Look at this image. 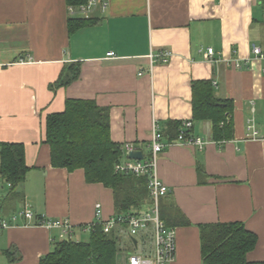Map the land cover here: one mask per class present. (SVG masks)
Instances as JSON below:
<instances>
[{
  "label": "crops",
  "instance_id": "obj_1",
  "mask_svg": "<svg viewBox=\"0 0 264 264\" xmlns=\"http://www.w3.org/2000/svg\"><path fill=\"white\" fill-rule=\"evenodd\" d=\"M104 1L105 11L97 5L82 13L66 0H0V141L23 143L30 166L14 191L0 175V222L9 224L0 230V264H43L56 249L60 229L25 219V208L68 218L79 237L116 214L111 188L87 182L83 169L52 164L46 117L63 111L68 97L107 108L112 139L142 144L144 155L155 121L163 132L169 120L193 121L191 134L207 144L174 143L158 156L160 180L169 187L160 213L177 229L173 264H202L198 226L217 221L245 223L259 239L248 259L264 260V57L253 52L255 45L264 52V0ZM74 17L96 22L71 33ZM209 47L216 60L208 59ZM167 50V63L152 64V52ZM73 68L78 78L50 88ZM196 80L212 81L217 97L232 99V137L215 140L213 122L194 118ZM151 207L152 200L142 212ZM113 230L121 251H129L128 241L136 247L127 229Z\"/></svg>",
  "mask_w": 264,
  "mask_h": 264
},
{
  "label": "trees",
  "instance_id": "obj_2",
  "mask_svg": "<svg viewBox=\"0 0 264 264\" xmlns=\"http://www.w3.org/2000/svg\"><path fill=\"white\" fill-rule=\"evenodd\" d=\"M69 5L79 6L88 0H66ZM95 19L70 18L69 31L94 24ZM74 66V65H72ZM50 85L51 89L68 85L79 77L80 69H72ZM193 113L195 119L213 122V138L224 140L234 134L233 101L215 95L212 81L196 80L193 83ZM63 111L49 114L46 123V142L51 146V161L54 167H63L70 172L83 169L89 183H103L114 194L115 213H141L148 206L150 189L146 176H136L115 170L122 160V145L111 137L110 116L107 108L92 99L68 97ZM183 130L182 122L169 120L165 135L177 137ZM191 130L186 132L190 134ZM26 147L19 142L0 141V175L14 191L25 179L30 166L25 160ZM205 174L206 170L199 168ZM162 214V211H161ZM166 224L173 227L162 214ZM186 225L188 220L180 221ZM125 229V226H119ZM200 227L202 264H264V260L250 261L248 252L259 239L255 232L241 221L204 223ZM88 241L69 237L60 239L56 249L44 257L43 264H119L122 250L121 235L113 230L106 232L102 223H94ZM152 239L148 232L144 240ZM130 242V241H129Z\"/></svg>",
  "mask_w": 264,
  "mask_h": 264
},
{
  "label": "built area",
  "instance_id": "obj_3",
  "mask_svg": "<svg viewBox=\"0 0 264 264\" xmlns=\"http://www.w3.org/2000/svg\"><path fill=\"white\" fill-rule=\"evenodd\" d=\"M97 5H100L103 11L106 10L108 2L104 0H88V3L81 4L79 12L89 13ZM72 13H76L74 7H70ZM253 52L258 56L264 57V52L260 46L255 45L253 47ZM115 52L111 51L108 53V56H114ZM172 52L162 51L157 53H151L149 57L151 58L152 64L154 62H163L167 63L170 60ZM208 59L216 60L215 50L213 47L208 48ZM143 73V72H141ZM193 121L186 120L183 122V130L176 137V139L167 141L164 139V132L159 128L156 121L153 124V132L151 136V153L149 155H144L141 159H132L128 157V153L133 150H142V144L127 141L122 145V150L126 154L125 160H121L116 163L115 170L123 173H132L136 176L147 177V185L150 189V198L152 200V207L148 211L142 213H124V214H115L110 219L101 221L104 230L106 232H112L113 229L119 226H125L128 234L133 242V237L136 238V247L134 250H131L125 256V261L123 264H173L176 259V250H177V229L170 227L166 224L160 213V202L161 197L169 193L168 185H165L159 177L157 171L159 154L168 148L171 144L179 143L192 146L203 147L207 142L201 137H195L191 134H188L186 131L191 130L193 127ZM248 129L250 130V135L255 138L258 134V130L254 123L249 122ZM21 214L27 220H36L35 224L47 228H56L60 229V239H66L73 237L74 230L73 225L68 218H49L47 216H36L33 210L25 208L22 210ZM102 207L101 204L97 205V216L99 220L101 219ZM15 219V218H14ZM9 224L4 220L0 222V230L7 227ZM94 223L87 226L89 230ZM85 228V229H87ZM148 232L152 233V245H146L143 238L147 235ZM134 243V242H133ZM147 243V242H146ZM135 244V243H134ZM142 246H145L143 249ZM136 248V249H135ZM151 248V250H150Z\"/></svg>",
  "mask_w": 264,
  "mask_h": 264
},
{
  "label": "rangeland",
  "instance_id": "obj_4",
  "mask_svg": "<svg viewBox=\"0 0 264 264\" xmlns=\"http://www.w3.org/2000/svg\"><path fill=\"white\" fill-rule=\"evenodd\" d=\"M147 206V205H146ZM126 233H127V231H125ZM124 232V233H125ZM89 235H90V231L89 230H87L86 232H84V234L82 235V236H78V235H76L75 236V239H82V240H87L88 239V237H89ZM152 241H153V239H151L150 241L149 240H147V244L148 245H152L153 243H152ZM128 244H129V246H128V249H129V251L132 249V248H134V246L131 244V243H129V241H128ZM142 248L144 249L145 248V246H142ZM129 251H126V252H124V251H120V254H118V261H119V264H123V262H124V257L127 255V252H129Z\"/></svg>",
  "mask_w": 264,
  "mask_h": 264
},
{
  "label": "water",
  "instance_id": "obj_5",
  "mask_svg": "<svg viewBox=\"0 0 264 264\" xmlns=\"http://www.w3.org/2000/svg\"><path fill=\"white\" fill-rule=\"evenodd\" d=\"M128 157L129 158H132V159H141L144 158L143 157V150H133V151H130L128 153ZM133 241L134 243H136V238L133 237Z\"/></svg>",
  "mask_w": 264,
  "mask_h": 264
}]
</instances>
